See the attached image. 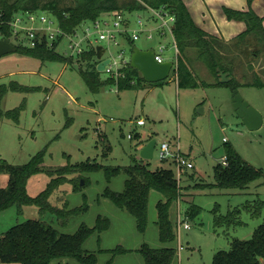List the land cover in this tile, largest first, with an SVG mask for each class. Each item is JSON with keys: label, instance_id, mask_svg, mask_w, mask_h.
<instances>
[{"label": "rangeland", "instance_id": "obj_1", "mask_svg": "<svg viewBox=\"0 0 264 264\" xmlns=\"http://www.w3.org/2000/svg\"><path fill=\"white\" fill-rule=\"evenodd\" d=\"M183 1L195 23L208 18L207 24L216 22L219 31L228 33L214 15L210 17L205 12L202 1L207 4L206 0ZM70 2L72 0H57L59 6ZM43 11L51 17L49 11ZM124 14L131 29L141 27L139 18L145 22L142 26L152 27V38L146 37L148 31L138 30L134 45L142 49L153 48L156 52L163 45L164 58H175L172 34L166 29L165 34L159 33V18L149 20L148 10ZM87 30L94 45H107L105 40L98 39L90 20L76 28L79 35ZM11 39L16 45L30 47L26 38H22L21 43ZM67 44L64 39L56 50L68 57L71 51ZM109 47L115 59H118L119 47L124 48L113 44ZM253 47V41L249 42V53L254 48L260 53L249 55L248 61L241 57L235 75L240 80L243 70L248 79L254 81L257 78L264 82V48L258 42ZM193 53L192 49H187L186 55L192 58ZM129 54L130 49L126 57ZM69 57H72L71 61L51 57L42 59L17 49L0 56V86L5 89L0 105L2 110L17 108L16 118L0 117V160L24 164L37 157L35 162L41 168L26 180V191L30 196L41 192L51 177L65 180L49 196V202L63 209L65 212L61 213L64 215L42 214L32 203L23 205L20 210L11 205L0 211V234L26 219L46 221L64 233H74L84 224L92 230L83 238L80 247L94 254L95 264H146L140 251L144 244L156 249L174 246L171 264H210L215 252L228 250L235 238L249 239L254 229L264 223L262 208L258 217L241 211V225H214V206L225 214L248 200L264 199V121L258 129L246 128L232 108L229 86L178 87L174 80L167 82L166 79L139 88L118 89L116 85L106 83L108 75L100 71L102 83L92 87L84 78L85 61L76 54ZM193 65L198 78L210 80L211 74L204 64L203 67ZM249 65H252L251 70ZM173 75L174 70H171L168 78ZM237 90L264 118V86L242 85ZM138 118L144 120L143 125L135 124ZM128 134H132V138ZM152 138L157 144L155 152L151 159H143V163L152 170L170 169L185 193L183 200L172 201L168 208L175 233L170 242L160 239L156 224V203L165 200L160 191L149 190L144 231L138 229L130 212L103 194L106 188L116 192L124 189L128 173L123 168L142 159L138 153L139 143ZM162 141L169 142L171 151L178 150L193 167L180 172L174 157L159 158L156 151ZM228 145L261 170V176L243 190L214 185L215 167L221 162ZM86 161L108 167L119 165L121 169L108 179L103 167L78 168ZM7 181L8 173H0V187L6 186ZM81 181L84 183L80 184ZM191 202L200 206V222L185 214ZM178 216L189 224V228L177 226ZM100 226L105 227L100 229ZM48 264L90 263L62 255L52 258Z\"/></svg>", "mask_w": 264, "mask_h": 264}, {"label": "trees", "instance_id": "obj_2", "mask_svg": "<svg viewBox=\"0 0 264 264\" xmlns=\"http://www.w3.org/2000/svg\"><path fill=\"white\" fill-rule=\"evenodd\" d=\"M252 0H247V9H234L222 6V12L229 20H241L245 22V29L237 34L232 40L226 41L222 37L211 34L197 25L189 15L183 0H72L70 4L59 6L57 0H0V10L4 19L9 20L13 14L20 10H47L56 16L60 27L70 33L86 20H94L102 13L118 11L120 13L134 10L146 11L148 8L163 6L174 15V27L172 35L178 48L176 68H173L178 87H194L202 85H226L238 88L242 85L264 86V82L256 78L252 81L247 78L246 72H241L240 80L235 72L239 69L240 58L248 61L249 55L257 56L260 50L255 43H261L264 48V16L255 13L250 7ZM8 26H2L0 37H10ZM252 37V38H250ZM253 41L254 49L249 53L247 46ZM130 46L133 41L128 40ZM17 50L30 52L40 58H58L63 61H71L72 57L60 54L54 48L37 44L33 47L16 45ZM244 48H241V47ZM187 49L194 51L193 57L186 55ZM95 47L83 51L78 57L85 61L84 78L92 87L101 85L99 74L96 69ZM191 60L204 64L213 77L208 82L198 78L191 66ZM250 60V59H249ZM250 61L248 62V64ZM252 69V65H249ZM125 76L119 78L118 89L139 88L143 78L139 71L130 65L124 68ZM229 76L228 81L220 80V73ZM247 78V79H246ZM162 80L155 83H161ZM106 83L113 84L114 80L108 77ZM149 83V84H155ZM4 88L0 86V102L4 94ZM17 108L2 110L0 105V117L16 118ZM132 138V137H131ZM227 164H218L215 167L214 185L220 188L245 189L249 183L261 176L260 168H257L244 160L238 152L228 145L225 148ZM36 156L24 164H10L4 159L0 160V173H8L6 186L0 187V211L11 205L20 208L25 204H34L40 213L50 212L58 216L64 215L63 209L53 206L49 202V196L63 182L57 176L51 177L47 186L35 196H30L26 191L28 176L38 171L41 166L36 163ZM143 159L136 161L123 169L128 173L125 187L116 192L110 189L104 190V195L110 197L118 207L130 212L140 231H144L147 222V203L151 188L160 191L165 200L156 203V224L159 229V237L162 241L170 242L175 238L173 223L169 218L168 208L174 200H183L182 187L170 169H150ZM75 167V166H74ZM103 167L109 179L121 169V166L99 165L89 161L79 164L80 169H93ZM76 168V167H75ZM76 188V187H74ZM264 208V199L257 198L246 201L241 206L234 207L227 213L222 214L214 206V225H241V211H247L252 217L260 216ZM200 212V206L190 203L185 211L189 217H195ZM105 226H100L103 228ZM91 228L82 224L74 233H64L55 229L51 224L40 219H26L9 227L0 234V264H48L52 258L62 255H71L77 259L94 263V254L81 249L83 238L91 232ZM140 251L146 264H171L175 248L165 246L159 249L144 244ZM210 264H264V223L258 225L249 239L235 238L230 242L228 250H218L214 253Z\"/></svg>", "mask_w": 264, "mask_h": 264}, {"label": "built area", "instance_id": "obj_3", "mask_svg": "<svg viewBox=\"0 0 264 264\" xmlns=\"http://www.w3.org/2000/svg\"><path fill=\"white\" fill-rule=\"evenodd\" d=\"M37 11L38 10H20L15 12L9 20H6L3 18L2 11L0 10V34H2V26L6 25L10 31V40L13 38L18 43H21L22 38H26L30 47L36 46L37 44H43L46 47L54 49H56L57 46H60L58 44H62L63 40L65 39L68 43L66 46L71 51L69 56H73V54L79 56L83 51L90 47L96 48V45H94L89 39L90 34L88 33V30L86 32L84 31L81 35H79L76 30L68 33L60 27L56 16L50 13V17L45 14V11L41 10L39 13H37ZM148 11L150 12L148 17L149 20L156 21L158 18L161 20L160 25L157 26L160 29L159 33L161 35L166 33L165 29L172 34V25H174L175 20L172 13H170L163 6L159 8L150 7L148 8ZM109 15L112 16L109 18ZM91 22L94 27V31L97 33L98 39L105 40L107 42L106 46L102 45L104 48L102 58H108L109 60L104 65L102 71L107 73L108 77L114 80L113 84L117 86L119 78L125 76L124 68L129 65V57H126V52L128 49H131V46L129 45L128 40L134 42V40L138 38V30L148 31L146 37L149 39L152 38V27L142 26L145 22L139 18L138 23L141 25V27L138 30L131 29L129 25L130 22L125 17V14L118 11L104 12L96 19L91 20ZM111 44L115 46H124V48L119 47V52L117 55L118 59H115L113 56H111V49L109 47ZM173 45L175 47V58L172 59L174 61L173 68H176V59L179 52L174 37ZM159 47L160 48L158 52L154 50V58L157 62L166 60L162 55L163 45H160ZM135 124L138 126L143 125L144 120L142 118H138L136 119ZM128 137L131 138L132 134H128ZM156 146L157 144L155 145V148ZM156 152L161 159L169 156L174 157L176 166L180 172L185 168L193 167L192 162L185 156L181 155L178 150L174 152L171 151L169 142H160ZM220 163L222 165L227 164L225 155L222 156ZM176 224L178 227L182 226L183 228H189V224L184 222L183 219H180L179 216L176 220ZM178 247L179 249H182L181 244H179Z\"/></svg>", "mask_w": 264, "mask_h": 264}, {"label": "water", "instance_id": "obj_4", "mask_svg": "<svg viewBox=\"0 0 264 264\" xmlns=\"http://www.w3.org/2000/svg\"><path fill=\"white\" fill-rule=\"evenodd\" d=\"M174 27V25H172ZM17 49L16 44L7 37H0V56ZM96 58L99 62L96 65L98 71H102L104 65L108 62V58H102L104 48L101 44L96 45ZM129 65L139 71L143 80L147 83H155L166 80L174 67L172 59H166L157 62L154 58V49H142L137 45H132L129 54ZM230 79L225 73H220V80L225 82ZM231 103L232 108L241 118L242 122L249 130L258 129L264 118L258 109L249 104L247 100L238 92L237 88L231 89ZM156 145L155 139H149L145 144L139 148V156L142 159H151L154 154ZM84 182L81 181L80 184ZM202 214L199 212L195 217V221L200 222Z\"/></svg>", "mask_w": 264, "mask_h": 264}, {"label": "crops", "instance_id": "obj_5", "mask_svg": "<svg viewBox=\"0 0 264 264\" xmlns=\"http://www.w3.org/2000/svg\"><path fill=\"white\" fill-rule=\"evenodd\" d=\"M206 2H207V4L202 1L203 5L205 4V6H206L205 12L210 17H212L214 15L217 18L218 23L223 25L226 28V30H228V33L224 32V34H223L221 31H219L218 25L216 24V22H214V25L207 24L206 21H208V18H207V20H203V22L201 21L200 23L197 22L198 24L196 23L202 29H204L205 31H207L211 34L222 37L226 41L232 40L237 34H239L241 31H243L245 29L246 25H245L244 21L227 19L226 16L222 12V6L227 5V6H231V8L232 7H238L240 9H247L249 7L247 0H228V1L206 0ZM184 4L186 5L185 2H184ZM186 7H187V5H186ZM250 7L252 8V10L255 13L264 16V0H252V2L250 3ZM92 62L96 63V64L99 62V60L96 58V54H95V58ZM193 64H200V66L203 67V64L201 62H197L196 60H192V63H191L192 67H194ZM201 71L203 73L204 70H201ZM209 77H210V80L208 82L213 81L212 75ZM167 79H168L167 82H170L171 80H174L176 82L175 74L171 78H167ZM148 84L149 83L143 81V82H141L140 86L143 87V86L148 85ZM176 84H177V82H176ZM151 85H153V84H151ZM147 141H148V139L141 141L139 143V148L143 144H145Z\"/></svg>", "mask_w": 264, "mask_h": 264}]
</instances>
